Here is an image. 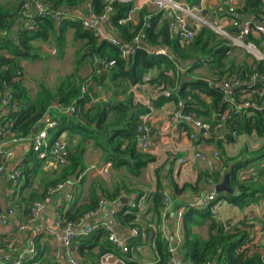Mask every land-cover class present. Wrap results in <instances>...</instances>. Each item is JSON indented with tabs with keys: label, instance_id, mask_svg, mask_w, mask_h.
Returning a JSON list of instances; mask_svg holds the SVG:
<instances>
[{
	"label": "trees",
	"instance_id": "1",
	"mask_svg": "<svg viewBox=\"0 0 264 264\" xmlns=\"http://www.w3.org/2000/svg\"><path fill=\"white\" fill-rule=\"evenodd\" d=\"M40 1L48 6L49 12L29 16L22 14L23 0H15L14 8L0 3V101L8 93L11 95L7 107L0 105V127L9 124L0 141L5 140L9 143L11 139H20L21 142L30 144L32 130L41 127V120L49 116L57 123L55 129L51 131L49 144L65 134L64 140L68 147L65 165L58 167L55 164L58 172L54 177L41 182V191L22 193L41 173L46 159L39 158L37 153L30 149L18 165L21 173L18 183L12 186L9 182V186L13 187V194L6 197V200L11 203L10 206L14 207L15 212L20 210L24 219H28L33 202L43 200L50 189L58 185L66 186L73 178L76 182L71 189L69 188L71 198L68 201L64 199L58 208L62 223L68 222L76 226L86 214L98 208L101 197L107 202H120L122 192H128L121 180L114 182L110 190L101 184H94L88 202L80 203L78 189L83 183V173L86 170L85 154L90 148L98 151L100 161L110 165V176L111 169L113 171L125 169L129 176L138 177L153 158L138 148L137 128L142 122V117L150 114L151 109L164 104L177 105L181 102V112L184 115H193L197 119L202 118L210 125V132H213L216 125L223 124L225 131L223 139H215L212 136L208 140L220 151L224 144L234 143L239 135L255 134L264 137L262 105L264 80L251 84L252 75L264 74V60L250 56L251 61L248 60L249 57L237 61L232 54L235 50L244 49L234 46L231 41L218 35L207 25L196 23V27L191 29L194 32L193 38L190 41H182L170 33L162 12H148L143 8L137 12V24H133L129 20L134 8L133 3L114 1L111 3L109 18L105 22L112 32L111 36L120 42L119 45L134 48L133 55L122 57L119 46L96 36L94 29L83 28L79 20L65 18L57 25L53 18L58 11L78 9L84 13L82 9L86 3H90L96 15H103L107 6L105 0ZM223 1L226 4H222ZM240 1L242 6L234 8V12L229 13L228 9L231 7L229 0H220L222 11L217 8L216 15L239 22L249 16H253L256 21L264 18L262 0ZM185 2L189 7L200 6V0ZM19 19L21 22L18 23L16 35L12 38L11 33ZM29 20L35 23L33 29L26 27ZM69 30L72 31L70 42L79 43L74 52L76 66L81 67L89 63L93 73L84 79L77 73L60 77L53 90L41 81L38 83V90L31 96L24 84L25 72L22 63L42 61L47 57L40 53V47L35 45L37 42L51 43L57 59H63L68 45ZM238 32V28L232 25L227 28V33L232 36L238 35ZM137 36L141 37V41L135 45L132 42ZM243 41L254 45L264 57V36L255 38L254 35H248ZM156 47L163 50L169 48L175 58L156 53ZM94 56L99 61L112 60L114 65L106 69L103 66L98 68L93 60ZM195 57H199L198 62H194ZM204 65L213 72L210 79L194 77L193 72ZM153 70L156 71V75L147 82L154 89H158L157 97L152 99L149 105L135 102L130 89L143 84L144 76ZM232 77L237 78L242 84L226 98L219 84ZM105 84L110 94L106 99L98 98L99 95L94 92L93 85L100 88ZM83 87L86 88V93H82ZM164 93H168V97ZM248 94L251 96L250 105L242 108L240 114L231 113L230 119H224V112L239 104ZM56 106L73 107L74 112L71 115L62 114L54 109ZM1 155L0 151V163ZM263 157L264 154L259 153L253 159L222 160L224 167L230 166L226 168L224 175H229V187L233 193H217L215 200L207 207H188L185 210L182 217V242L177 251L182 263L264 264V253L258 250L250 253L247 248L252 242L250 231L252 226L247 221L242 220L236 224L222 223L216 221L212 214L213 206L220 201H226L231 206L241 209L264 200V182L252 183L250 179L239 177V173L251 162ZM201 178H210L215 183L220 178L221 181L224 179L219 172L205 173L199 180ZM186 188L187 185L180 189L175 187V192L180 193ZM159 189L158 184V189L153 194L152 212L157 220L152 242L156 259L151 264H172L174 254L170 251L169 242L160 229L164 193ZM135 212V208L122 204V209L114 215L123 225H129L131 229H140L134 223ZM167 216L168 214L165 217ZM202 226L207 228L206 239L193 232L195 227ZM138 242L139 240L130 239L127 245L129 251L125 254L129 255L130 248ZM74 243L80 259L88 264L95 261L90 253L93 248H99L98 258L115 250L108 240V232L103 228L79 237ZM5 251H7L5 246L0 243V262L12 264L14 255L8 257L4 254ZM37 256L35 249L32 259L25 260L23 264L35 262Z\"/></svg>",
	"mask_w": 264,
	"mask_h": 264
},
{
	"label": "crops",
	"instance_id": "2",
	"mask_svg": "<svg viewBox=\"0 0 264 264\" xmlns=\"http://www.w3.org/2000/svg\"><path fill=\"white\" fill-rule=\"evenodd\" d=\"M178 1L184 2V0ZM132 3L134 8L129 15V20L133 24H137V12L139 10L145 8L148 12H157L150 4L143 6L140 0H135ZM200 6L202 7L200 17L204 20L205 24L216 33L217 31L215 29L227 33V28L232 25L231 21L226 17L217 16L215 13L217 8H219L220 12L222 11L220 10V0H200ZM229 6L238 8L242 6V1L229 0ZM243 20L241 24L246 21L252 23L258 22L254 20L253 16H249ZM188 25L190 29H193L197 24L188 22ZM97 29L104 36H111L112 32L108 29L106 22L98 24ZM71 35L72 31L69 30L68 41ZM254 36L255 38L259 37L257 35ZM35 45L36 47H40L43 53L50 52L55 54V49H53L52 44L49 42H38ZM78 46L79 43L68 44L63 59L51 60L49 58L46 60L47 63L45 65H43V60L40 62H23L22 65L25 72L24 84L28 90L30 89L29 84L35 80L40 81L43 79L45 82L49 81L57 84L60 77H67L71 73H77L82 79L90 76L93 73V69L89 63L81 67L76 66L74 52ZM244 51L252 55L246 49ZM72 53L73 55H70ZM252 56V58L257 59L256 56ZM252 58L248 60L251 61ZM41 74L44 77L39 80ZM212 74V70L206 65L204 67L201 66L193 72L194 77L208 79H210ZM155 75L156 71L153 70L148 74V77L150 79ZM130 90L135 102L144 105H149L151 100L155 99L158 95V89H154L148 82L132 87ZM98 91L101 92V95L100 92L98 94V98L101 99H105L110 94L109 92L104 94L103 89H96V92ZM30 95L33 96L34 94L30 93ZM175 109L176 107L173 103H167L159 108L151 109L150 114H148L146 124L149 128L151 145L145 153L151 156L153 161L142 169L138 177L134 178L129 176L125 169L119 171H113L111 169L112 178L110 181H106L99 171L101 166L106 165L100 161L99 152L91 148L87 150L85 154L86 170L83 173V183L78 189L80 192V203L85 204L88 202L89 194L94 184H101L110 190L112 184L120 180L128 191L122 192L121 198L126 199L127 202H107L99 213L82 220L77 225V230L83 231L86 227H93L94 230L99 228L105 229L107 226L119 239L124 240L127 245L130 239L139 240L138 243L130 248L129 255L115 249L113 252L98 258L99 248L95 247L90 252L95 260L91 264H151L155 261L156 256L153 251L152 234L157 219L152 210L153 194L157 191L158 184L160 187L159 191L169 196L171 202V207L167 213L168 216L161 217L160 229L169 242V248L173 250L174 260L172 264H184L177 252L182 242L183 214L188 207L199 208L200 202L210 194H214L216 198L215 186L223 181H221V178L217 183L210 178H201L199 180L200 176L205 173L213 174L219 172L224 178L226 175H224V171L230 166L224 167L223 159H244V156H246L243 154L244 151H247L248 154H253L258 151L261 155L264 154V146L260 147L257 141V139L263 137H258L255 134L239 135L235 138L234 143L224 144L223 149L220 151L212 143H209L208 140L212 136L215 139H223L225 133L223 124L216 125L213 128V132L203 133L192 125L173 121L172 115ZM198 119L204 122L202 118ZM191 133L194 135L193 139L189 138V134ZM243 136H247V138L244 139L242 138ZM61 138L65 139L66 135L63 134ZM238 141H240V147H237L236 143ZM246 142L252 143L251 148L248 150H244L246 148ZM5 148L11 149L12 152V158L6 165V176L12 168L20 164L24 156L31 149V146L27 142L12 144L7 143L5 140L0 141V151ZM197 152L205 153L208 156V162H201L194 158L193 156ZM213 152H217L219 157H212ZM179 159H184V162L180 163ZM259 159H257L258 162L257 160L251 162V164L239 173L240 179H250L252 183L257 184L264 182V157ZM45 163L43 170L57 167L54 160L50 157L46 158ZM56 169L51 168L53 170L50 173L52 176H55L56 172H58V169ZM46 179H49V177ZM43 180L45 179H42L38 175L32 182V185L26 190H23L22 193L29 194L31 191H41V182ZM184 185H187L186 189L181 190L180 193L175 192V187L180 189ZM12 188L9 186V181L3 177L0 191V211L2 212L6 211L11 205L10 202H7L6 197L8 198L13 194ZM69 190L66 185L55 192L52 198H50V202L40 210L37 218L30 224L27 230L19 231L14 227L12 222L5 227H0V243L5 246V249L9 242L14 243L12 251L4 252L6 256L14 255L15 257L16 254L24 251L29 239L34 236L38 256L35 262L31 264H71L73 258L80 259L76 243L69 248L63 246L59 241L60 232L55 226V214L58 212V208L65 199L66 194L70 192ZM122 204L136 209L134 223L140 228V233L136 237L133 236L132 229L129 225H123L115 218L114 214L122 209ZM181 209H184V211L182 217L178 218L177 214ZM212 214L216 221L222 223L229 222L236 224L242 220L247 221L252 226L250 230L252 242L247 248L250 250V253L254 250L264 253V200L252 203L241 209L231 206L226 201H220L213 206ZM12 218H18L21 221L28 220L24 219L20 210H17ZM193 232L202 239L207 238L206 226L195 227Z\"/></svg>",
	"mask_w": 264,
	"mask_h": 264
},
{
	"label": "built area",
	"instance_id": "3",
	"mask_svg": "<svg viewBox=\"0 0 264 264\" xmlns=\"http://www.w3.org/2000/svg\"><path fill=\"white\" fill-rule=\"evenodd\" d=\"M106 1V9L105 13L103 15H96L93 12V8L90 5V3H86L83 7L82 13L80 10H73V11H58L54 14L53 18L55 19V22L57 25L61 23V21L65 18L73 19V20H79L85 29H94L95 35L100 38H105L108 40L109 43L119 46V50L121 52L122 57H128L130 55H133L134 48L133 47H126L123 45H119L120 42L112 36H104L99 30L97 29V25L105 22L108 14L111 12V3L114 1L119 2H134L135 0H105ZM143 4H150L153 6L158 12H162L164 14V18L166 19L168 23V27L170 30V33L173 36H176L180 38L182 41H190L193 38L194 32L189 28L188 22L192 23H201L205 24L204 20L200 17V14L202 12L201 6H195V7H189L184 2L178 1V0H140ZM222 4H226L224 1L221 2ZM261 7L264 11V0L261 1ZM31 9H34L35 13L45 14L49 12V8L47 5L43 4L40 0H23L21 11L22 14L29 16L31 15ZM229 13L234 12L233 7H229L228 9ZM232 26L238 28L239 32L238 35L232 36L225 31L215 29L217 33L227 38L229 41L232 42V44L236 47H240L243 49H246L249 53L256 56L258 60H260L263 56L261 53L256 49V47L250 43L246 44L243 39L247 37L248 35H257V36H264V18L258 21L257 23L252 22H241L237 20L231 21ZM253 24V25H251ZM206 25V24H205ZM26 27L29 29H33L35 27V23L31 20H29L26 23ZM188 27V29H187ZM141 41V37L137 36L133 39V44L138 45ZM158 54H164V50H156L155 51ZM93 60L95 64H100V66L104 67V69L109 68L114 65V61L102 59L98 60L97 57H93ZM143 80L147 82L149 80L148 75L144 76ZM258 80H264V74L258 75L254 74L251 77V84H254ZM241 82L235 78L232 77L227 80L221 81L219 84L223 91L226 94V98H229L232 92H234L237 88L241 86ZM82 93H86V88H82ZM264 93V92H263ZM166 97H168V93H164ZM250 94H248L245 99H243L239 104H236L232 106L230 109L226 110L224 112V119H230V114H240L241 109L244 107H248L250 105ZM11 100V95L8 93L5 95L1 101L0 105L2 107H7L9 101ZM262 105H264V101L262 102ZM181 102H178L177 105H175L176 109L172 115V120L180 123L186 124V125H192L198 130H204L205 132L210 131V125L206 122H202L201 120L195 118L193 115H184L181 112ZM58 112L62 114L71 115L74 112L73 107H62V106H56L54 108ZM148 115H145L142 117V122L137 128L138 133V148L146 152L150 148L151 145V139L149 136V128L146 124ZM9 126L8 123H6L3 127H0V139H2L6 133L5 129ZM57 126L56 121L49 119H46L45 122L42 124L41 127H38V130L36 134H32V137H30V146L31 149L37 153L38 157L43 159L50 157L54 160L55 164L58 167H62L65 165L66 158L68 155V147L67 143L63 138L55 139L51 144H49L51 131L55 129ZM189 138L193 139L194 135L191 133L189 134ZM22 140L20 139H11L9 143L16 144L20 143ZM1 157L2 161L0 163V191L2 188V179L3 177L6 178L12 186L17 185L18 179L20 177V169L18 168V165L11 169V171L5 176L6 173V165L9 162V160L12 158V152L11 149L5 148L1 150ZM194 158L198 159L201 162H208V156L203 152H197L193 156ZM212 157L218 158L219 155L217 152L212 153ZM180 163L184 162V159H179ZM101 175L106 179V181H110V165L106 164L100 167L99 169ZM76 181L74 178L68 183L67 187L72 188L74 183ZM63 185H58L54 189H50L48 192V195L41 201H35L31 205L30 213L28 216L27 221H21L20 219L16 218L13 219L12 217L15 214L14 207L10 206L8 209L4 212L0 211V227H5L9 225L11 222L13 223L14 227L17 228L19 231H25L29 228L30 224L37 218L40 210L44 208L46 204L50 202L51 196L59 191ZM71 198L70 193H67L65 196V200L68 201ZM215 200V195L210 194L208 195L204 200H202L199 204V208L201 207H207L210 205L212 201ZM107 203V201L101 197L99 200L98 208L94 211L89 212L84 216L82 220L90 218L97 213L100 212L102 207ZM171 207V202L169 196H167L164 193L163 199H162V215L165 217ZM184 209H181L178 211V218L182 217ZM12 219V220H11ZM80 221V222H81ZM55 226L59 233V241L60 243L69 248L72 246L73 242L78 239L79 237L85 236L90 234L94 228L93 227H86L83 231L77 230V225H73L72 223H62L60 220V215L57 212L55 214ZM105 230L108 232V240L113 245L115 249L120 250L122 253H127L129 251L127 244L124 242V240L119 239L111 230L109 227H105ZM133 236L136 237L139 235L140 231L138 228L132 229ZM35 237L32 236L27 244V247L24 251L20 252L19 254L15 255V258L13 259L12 264H23L25 260L32 259V257L35 254ZM14 243L9 242L6 246L7 251H12ZM171 252H173L172 249H170ZM174 259H171V263ZM0 264H4L1 263ZM71 264H88L82 261L81 259L73 258L71 260Z\"/></svg>",
	"mask_w": 264,
	"mask_h": 264
},
{
	"label": "rangeland",
	"instance_id": "4",
	"mask_svg": "<svg viewBox=\"0 0 264 264\" xmlns=\"http://www.w3.org/2000/svg\"><path fill=\"white\" fill-rule=\"evenodd\" d=\"M184 2H185V0H184ZM0 3L2 4V5H4V6H6V7H13L14 8V6H15V0H0ZM186 3V2H185ZM187 4V3H186ZM188 5V4H187ZM215 26V25H214ZM219 35V34H218ZM38 43V42H37ZM40 43V42H39ZM68 44H71V42H70V40L68 41ZM71 47V46H70ZM53 49H54V47H53ZM40 53L42 54V55H46L47 57L42 61V62H44L43 63V65H45L47 62H46V60H48L49 58H51V60L52 59H57V56H56V54H54V53H50V52H46V53H43L42 51H41V49H40ZM70 55H73V53L72 54H70ZM250 56L251 57H253L252 55H250L249 54V56H248V53H246V52H244L243 50H241V51H239V49L238 50H235L234 51V53L232 54V57L234 58V59H236L237 61H241L243 58H245V57H249L250 58ZM239 59V60H238ZM251 59V58H250ZM39 62H40V60H38ZM204 67V66H203ZM44 76H42V74H41V77L39 78V80L40 79H42ZM44 82L48 87H49V89H51V90H53L54 88H55V82H49V81H44L43 79L42 80H40V81H38V80H35V81H33V83H30L29 84V87H30V93H32V94H35L36 93V91L38 90V83H40V82ZM93 88H94V92L96 93V89H103V91H104V94H106L107 92H109V90H108V88H107V84H105V85H103V87H100V88H96V86L95 85H93ZM99 92L100 91H98L97 93L99 94ZM100 95H101V92H100ZM107 98V96L105 97V99ZM242 138H247V136H243ZM241 141V140H240ZM240 141H238L236 144H237V147H240ZM257 141H258V143L260 144V147L261 146H264V137L263 138H259V139H257ZM251 146H252V143H250V142H246V145H245V149L244 150H248V149H250L251 148ZM263 151H264V148H263ZM243 154L244 155H246V156H244V159H253V158H255L256 156H258L259 155V152H255V153H253V154H248V152L246 151H244L243 152ZM260 160V159H259ZM257 162H258V160H257ZM52 169H56L57 167H51ZM51 168L50 169H48V170H42L41 171V173L39 174L41 177H42V179H46V178H51V177H54V176H52L50 173H52V171L53 170H51ZM58 169V168H57ZM56 169V170H57ZM46 177V178H45ZM112 178V175L110 176V179ZM106 180V179H105Z\"/></svg>",
	"mask_w": 264,
	"mask_h": 264
},
{
	"label": "water",
	"instance_id": "5",
	"mask_svg": "<svg viewBox=\"0 0 264 264\" xmlns=\"http://www.w3.org/2000/svg\"><path fill=\"white\" fill-rule=\"evenodd\" d=\"M30 13H31V15H34V14H35L34 9H31V12H30ZM108 18H109V17H107V19H108ZM20 22H21V19H19V20L15 23V29H14V31H12V33H11V37H12V38L15 37V35H16V31H17V25H18V23H20ZM187 29H188V27H187ZM245 39H246V37H245ZM156 50H160V47H156ZM156 50H155V51H156ZM164 54L167 55V56H169V57H171V58H175L173 52H172L169 48L164 49ZM261 59L264 60V57H262ZM198 61H199V57H195L194 62H198ZM97 67H98V68H101L100 64H97ZM46 119H49V116H46L45 118H43V119L41 120V123L43 124V123L45 122ZM37 130H38V127H35V128L32 130V134H33V135L36 134ZM200 131L203 132V133H206L204 130H200ZM215 192H216V193H228V194H232V193H233V190L229 187V175H228V174H226V175L224 176V179H223V181H222L220 184H217V185L215 186ZM120 202H121V203H126L127 201H126V199L121 198V199H120Z\"/></svg>",
	"mask_w": 264,
	"mask_h": 264
}]
</instances>
